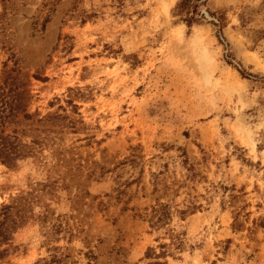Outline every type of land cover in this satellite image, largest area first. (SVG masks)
Returning a JSON list of instances; mask_svg holds the SVG:
<instances>
[{
  "label": "rangeland",
  "instance_id": "obj_1",
  "mask_svg": "<svg viewBox=\"0 0 264 264\" xmlns=\"http://www.w3.org/2000/svg\"><path fill=\"white\" fill-rule=\"evenodd\" d=\"M169 1L0 0V264H264V0Z\"/></svg>",
  "mask_w": 264,
  "mask_h": 264
},
{
  "label": "trees",
  "instance_id": "obj_2",
  "mask_svg": "<svg viewBox=\"0 0 264 264\" xmlns=\"http://www.w3.org/2000/svg\"><path fill=\"white\" fill-rule=\"evenodd\" d=\"M208 0H178L177 4L173 9V16L177 18L178 22L183 23L187 28H191L194 25H200L204 21H206V16H209L210 13L206 9V4ZM213 22L211 23L215 28L218 30H222V26L224 24V19L222 16H218L215 19H212ZM238 72L243 76V71L241 68L237 69ZM244 77V76H243ZM249 77H253L249 75ZM9 207L3 206L0 210V217L3 215H7V211ZM160 208L164 209L165 206H161ZM160 213V210H154V213ZM183 214L182 211H180ZM160 219V218H158ZM8 217L3 218L0 221V248L2 246L8 245L10 241L11 231H14L17 227L13 226L11 229L8 228L7 224ZM6 251H0V260L3 258V255Z\"/></svg>",
  "mask_w": 264,
  "mask_h": 264
},
{
  "label": "bare ground",
  "instance_id": "obj_3",
  "mask_svg": "<svg viewBox=\"0 0 264 264\" xmlns=\"http://www.w3.org/2000/svg\"><path fill=\"white\" fill-rule=\"evenodd\" d=\"M173 0H170L169 2L171 3ZM168 6V5H167ZM195 44H198V43H195ZM194 45V44H193Z\"/></svg>",
  "mask_w": 264,
  "mask_h": 264
}]
</instances>
